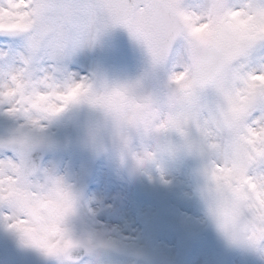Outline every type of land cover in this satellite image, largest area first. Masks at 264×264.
I'll return each instance as SVG.
<instances>
[{
    "label": "rangeland",
    "instance_id": "374dc122",
    "mask_svg": "<svg viewBox=\"0 0 264 264\" xmlns=\"http://www.w3.org/2000/svg\"><path fill=\"white\" fill-rule=\"evenodd\" d=\"M226 2L240 7L245 0ZM209 3L182 0L187 10L197 14L204 13ZM25 50V37L0 35V68L28 62ZM137 57L146 59L153 69L139 41L129 32L109 27L96 42L81 47L63 62L58 71L74 82L83 80L93 86L113 82L133 85ZM249 57L253 67H264V42H257ZM49 67L52 65L42 62L38 70L46 72ZM154 71L159 88L161 75ZM203 99L206 104L213 103V92L206 91ZM99 118L85 104L36 116L12 112L0 101V157L14 155L23 165L24 152L36 147L45 151L46 160L35 177L47 174L60 179L71 194L75 206L71 217L65 218V228L74 246L82 245L88 251L82 264H137L141 259L150 264H264V245L234 243L221 235L209 218L196 157L180 153L178 162L174 157L166 159L160 169L153 167L141 175L122 168L111 151L100 162H92L86 132ZM31 120L38 121L39 135L21 146L20 137ZM4 145H15L20 152L12 153ZM247 172L253 178L264 176V158L252 159ZM91 211L95 215L90 216ZM8 216L7 208L0 205V264H68L63 255L50 256L27 243L8 226Z\"/></svg>",
    "mask_w": 264,
    "mask_h": 264
},
{
    "label": "snow or ice",
    "instance_id": "6c2138e0",
    "mask_svg": "<svg viewBox=\"0 0 264 264\" xmlns=\"http://www.w3.org/2000/svg\"><path fill=\"white\" fill-rule=\"evenodd\" d=\"M41 8L39 0H0V35L26 38L34 31ZM86 9L105 28H126L146 48L156 69L183 67L193 87L222 83L231 98H244L237 119L246 126L249 159L217 166L213 175L219 193L217 215L230 241L264 245V176L253 178L247 172L252 159L264 158V67H253L249 57L253 46L264 42V0L259 4L247 0L240 7L210 0L202 14L187 10L182 0H88ZM86 86L91 85L81 80L70 92L30 97L23 75H13L11 83L0 88V101L12 112L33 114L38 109L56 114ZM3 147L12 150L15 145ZM5 176L0 205L9 212L8 226L47 255H67L74 246L65 228L73 198L62 181L47 175L46 183H34L14 155L0 157V181ZM8 185L26 195L27 209L7 194Z\"/></svg>",
    "mask_w": 264,
    "mask_h": 264
},
{
    "label": "clouds",
    "instance_id": "9594fccd",
    "mask_svg": "<svg viewBox=\"0 0 264 264\" xmlns=\"http://www.w3.org/2000/svg\"><path fill=\"white\" fill-rule=\"evenodd\" d=\"M39 2L42 8L35 29L26 37L24 55L28 62L0 68V88L11 83L13 75L22 74L30 97L70 92L76 82L62 76L58 69L108 29L88 16V0ZM42 62L52 67L41 72L38 69ZM153 69L161 75L160 87L155 92L144 93L138 86L127 83H102L81 88L66 106L85 104L99 114V120L86 132L89 145L113 152L119 165L132 174H147L153 167L160 169L166 159L180 153L196 157L204 181L207 214L218 232L226 237L217 215L219 193L213 175L218 165L231 166L249 159L246 126L237 119L244 98H231L222 83L193 87L183 67L174 71L154 66ZM208 90L215 97L211 104L203 99ZM33 114L47 113L34 109ZM37 135L38 127L29 122L20 137L21 146ZM7 180L5 176L0 183L7 184ZM33 182L46 183L47 175L33 177ZM7 194L20 207H29L23 192L8 185Z\"/></svg>",
    "mask_w": 264,
    "mask_h": 264
},
{
    "label": "water",
    "instance_id": "95a60500",
    "mask_svg": "<svg viewBox=\"0 0 264 264\" xmlns=\"http://www.w3.org/2000/svg\"><path fill=\"white\" fill-rule=\"evenodd\" d=\"M120 30H127L126 28L122 26H116ZM16 151V147L12 149ZM106 151H102L99 147H93L91 148V158L94 161L99 160ZM44 158V154L39 149H34L28 152L25 155V164L24 167H26L29 171V174L32 176H35L41 167L42 161ZM86 255V252L81 248H74L69 251V253L65 256L66 261L72 262V263H79L81 262ZM139 264H148L145 261H141Z\"/></svg>",
    "mask_w": 264,
    "mask_h": 264
},
{
    "label": "bare ground",
    "instance_id": "6f19581e",
    "mask_svg": "<svg viewBox=\"0 0 264 264\" xmlns=\"http://www.w3.org/2000/svg\"><path fill=\"white\" fill-rule=\"evenodd\" d=\"M200 2L203 4L207 2V0H200ZM245 2H247V0H245ZM145 60L146 59L143 60L142 58H139V57L135 59L132 84L133 86H138L139 89L141 90H145V89L146 90L148 89L156 90L158 88V76L155 73V71L146 62L147 60L146 61ZM175 143H176V140H173V146L175 145ZM174 159L178 162V160L180 159V154L175 155ZM109 168H110L109 171H111V167ZM126 186L132 189L129 185L126 184ZM122 187L123 189H125L124 186ZM124 196L126 195L124 194ZM73 206H75L74 202H73ZM72 213H73V209L68 214V216L71 217ZM93 215H95V212L93 213V211H91L90 216H93Z\"/></svg>",
    "mask_w": 264,
    "mask_h": 264
}]
</instances>
